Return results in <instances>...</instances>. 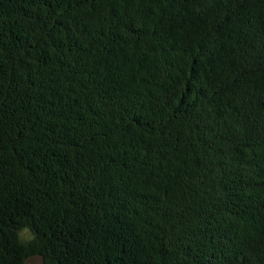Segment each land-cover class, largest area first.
Instances as JSON below:
<instances>
[{
  "label": "trees",
  "instance_id": "obj_1",
  "mask_svg": "<svg viewBox=\"0 0 264 264\" xmlns=\"http://www.w3.org/2000/svg\"><path fill=\"white\" fill-rule=\"evenodd\" d=\"M32 255L264 264V0H0V264Z\"/></svg>",
  "mask_w": 264,
  "mask_h": 264
},
{
  "label": "rangeland",
  "instance_id": "obj_2",
  "mask_svg": "<svg viewBox=\"0 0 264 264\" xmlns=\"http://www.w3.org/2000/svg\"><path fill=\"white\" fill-rule=\"evenodd\" d=\"M20 235H21L22 240L24 241L29 240L33 236L30 230L26 228L21 230ZM27 264H43V259L39 255H32L28 257Z\"/></svg>",
  "mask_w": 264,
  "mask_h": 264
},
{
  "label": "clouds",
  "instance_id": "obj_3",
  "mask_svg": "<svg viewBox=\"0 0 264 264\" xmlns=\"http://www.w3.org/2000/svg\"><path fill=\"white\" fill-rule=\"evenodd\" d=\"M26 231V230H25Z\"/></svg>",
  "mask_w": 264,
  "mask_h": 264
}]
</instances>
